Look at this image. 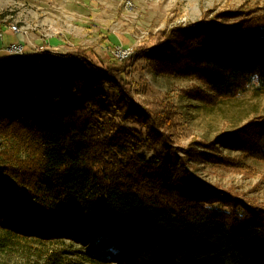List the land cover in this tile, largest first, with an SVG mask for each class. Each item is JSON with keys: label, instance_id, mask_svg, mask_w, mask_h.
Segmentation results:
<instances>
[{"label": "trees", "instance_id": "trees-1", "mask_svg": "<svg viewBox=\"0 0 264 264\" xmlns=\"http://www.w3.org/2000/svg\"><path fill=\"white\" fill-rule=\"evenodd\" d=\"M261 9L246 3L127 44L122 60L77 49L3 63L0 246L68 241L92 264H264V204L190 166L233 164L223 149L264 161V117L183 148L171 98L140 101L135 78L145 59L203 83L207 93L195 95L206 101L264 87ZM50 253L44 264L58 263Z\"/></svg>", "mask_w": 264, "mask_h": 264}, {"label": "rangeland", "instance_id": "rangeland-1", "mask_svg": "<svg viewBox=\"0 0 264 264\" xmlns=\"http://www.w3.org/2000/svg\"><path fill=\"white\" fill-rule=\"evenodd\" d=\"M246 3L262 6L264 14V0H0V66L7 60L18 65L29 58L40 62L47 58L46 52L77 49H90L105 59L118 57V49L132 51L134 46L149 44L153 38L159 40L160 34L164 38L178 27L206 17H221L223 12ZM14 26L27 34L14 32ZM127 44L134 46L127 49ZM14 45H23L24 55H9L8 49ZM154 64L139 61L135 78L145 86L139 99L155 102L171 98L181 117L174 143L183 148L193 140L211 142L264 117V87L254 84L237 97L206 101L195 95L207 93L203 83L158 72L153 68L160 65ZM223 156L236 161L230 165L192 161L191 170L222 190L264 204V161L242 159L229 149H223ZM82 250L68 241L8 243L0 246V264H44L46 260L53 261L50 252L55 253L56 264H92Z\"/></svg>", "mask_w": 264, "mask_h": 264}, {"label": "built area", "instance_id": "built-area-1", "mask_svg": "<svg viewBox=\"0 0 264 264\" xmlns=\"http://www.w3.org/2000/svg\"><path fill=\"white\" fill-rule=\"evenodd\" d=\"M12 30H13L14 32H16V33L27 34L26 31H22V30L18 29L17 26H14V27L12 28ZM8 51L10 52V55H15V54H17V55H24V46H23V45H14V46H11V47L8 49ZM130 53H131V50H125V49H124V50H123V49H118V50L116 51V55H117L119 58H121V59L126 58L127 56L130 55Z\"/></svg>", "mask_w": 264, "mask_h": 264}]
</instances>
